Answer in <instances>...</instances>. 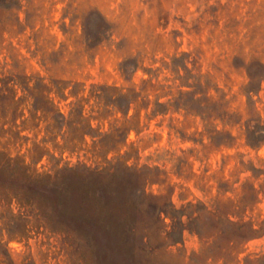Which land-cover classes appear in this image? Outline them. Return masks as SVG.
Listing matches in <instances>:
<instances>
[{"label":"rangeland","instance_id":"obj_1","mask_svg":"<svg viewBox=\"0 0 264 264\" xmlns=\"http://www.w3.org/2000/svg\"><path fill=\"white\" fill-rule=\"evenodd\" d=\"M0 72L30 91L44 84L33 94L53 110L31 118L32 99L17 87L24 116L0 112L2 176L21 180V164L41 173L77 163L135 167L161 204L219 206L262 228L232 255L186 232L152 254L153 264H224L223 256L264 264V143L248 145L234 124L264 120V0H0ZM189 90L207 91L232 121L223 126L215 114L206 124L169 105ZM119 94L129 108L109 101ZM210 126L224 135L212 140ZM28 211L0 192V264H98Z\"/></svg>","mask_w":264,"mask_h":264},{"label":"trees","instance_id":"obj_2","mask_svg":"<svg viewBox=\"0 0 264 264\" xmlns=\"http://www.w3.org/2000/svg\"><path fill=\"white\" fill-rule=\"evenodd\" d=\"M248 69L251 83L258 79V73L252 66ZM17 87L27 91L32 99L28 109L31 118L39 111L43 116L53 112L45 97L33 94L44 88V84L38 81L30 91L25 82L0 72V112L11 113L12 121L25 114L21 110L17 115L18 108L26 100L24 96L16 97ZM186 87L192 85L186 84ZM109 101L118 108L126 103L129 108L131 103L126 94ZM169 105L199 115L206 124L215 114L223 126L232 121V115L220 111L221 104L212 101L207 91L202 96H197L195 90L180 91ZM52 118L58 122V118L65 119V115L54 112ZM234 124L244 130L248 145L257 147L264 143V120L261 118H250L243 123L237 120ZM207 131L214 141L224 135L217 126H210ZM223 139L221 137L220 141ZM15 164L8 158L5 167L11 169ZM21 168L25 173L21 180L14 178V172L7 177L0 174V192L13 197L30 215L45 221L51 232L61 233L72 249L95 254L93 260L98 264H153L152 254L160 248L167 250L181 243L186 232L195 233L206 242L211 239L212 246L218 240V249L232 255L239 245L262 229L254 228L243 218L233 220L229 215L220 214L219 206L210 208L205 204L187 203L176 208L170 202L161 204L153 199L157 197L146 192L143 173L135 167L114 162L105 165L77 163L65 164L56 173L30 170L24 164ZM159 238L161 242L154 245L153 239ZM223 259L224 264L232 263L225 256Z\"/></svg>","mask_w":264,"mask_h":264}]
</instances>
